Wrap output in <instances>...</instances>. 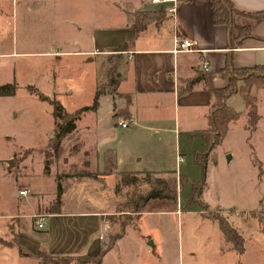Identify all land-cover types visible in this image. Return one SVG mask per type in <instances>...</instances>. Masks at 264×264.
Listing matches in <instances>:
<instances>
[{
	"label": "rangeland",
	"instance_id": "obj_1",
	"mask_svg": "<svg viewBox=\"0 0 264 264\" xmlns=\"http://www.w3.org/2000/svg\"><path fill=\"white\" fill-rule=\"evenodd\" d=\"M56 1L53 18L38 20L31 15L27 19V39L37 44L33 51L48 53L28 58L8 56L12 53L6 44L12 34L8 28L11 3L4 1L0 8V86H16L12 97H0V264H54L51 258L61 264L64 260L80 264L76 260L88 257L83 255L106 251L124 224V234L105 253L101 264H264V91H251L257 98L259 116L254 131L245 128L246 104L238 95L228 98L227 104L239 116L214 147L206 165L205 185L199 187L200 169L192 165L191 151L203 153L206 145L198 149L197 144H185L183 119L139 121L136 127L120 128L116 120L124 116L127 98L118 92L103 94L93 107L95 89L103 91L107 83L109 62L117 61L115 56L89 60L73 53L88 38V31L76 29H88L110 17L107 13L114 11L106 5L112 0ZM7 17L9 21L3 19ZM16 18L14 30L20 41L18 14ZM15 52L23 51L18 48ZM31 89L56 100L71 114L91 108L57 151L51 139V106ZM152 123L164 129L160 140L149 129ZM200 137L204 142L211 135ZM107 148L116 154L114 174L100 181L73 177L101 172L99 153ZM227 156H231L228 163ZM8 161L13 162L10 169ZM145 168L174 173L156 175L153 180L175 178L177 201H151L140 217L125 209L126 197L149 187L132 192L116 190V185L120 172ZM184 169L187 175L180 172ZM59 177L62 215L48 218L57 208ZM81 212L89 218H78ZM38 215L47 218L42 229L35 224ZM216 217L234 229L242 252L225 241ZM87 234H91L93 248L89 242L81 244ZM80 245L83 251L78 252Z\"/></svg>",
	"mask_w": 264,
	"mask_h": 264
},
{
	"label": "crops",
	"instance_id": "obj_2",
	"mask_svg": "<svg viewBox=\"0 0 264 264\" xmlns=\"http://www.w3.org/2000/svg\"><path fill=\"white\" fill-rule=\"evenodd\" d=\"M4 1L11 3V23H8L10 24L8 28L12 34L6 44L12 49V53L8 56L17 54L28 58L30 55L48 54L33 51L35 50L33 47L37 44L27 39L29 34L27 19L31 15L38 20L43 17L53 18L56 14L53 5L55 6L57 1L0 0V8L4 6L5 3H2ZM196 1L176 0L175 15L170 16L166 11L172 6L171 4L152 5L150 0H112L106 5L109 10L114 11L107 13L110 17H104L101 22L88 29H76L82 32L88 31V38L83 47L73 53L89 60L104 55L121 54L123 57V62L116 75L119 78L117 92L120 96H125L127 102L123 107L124 116L116 120V126L120 121L130 122L131 126L136 127L140 124L139 121L183 119L181 128L185 136V144H197L199 149L205 144L200 136L206 134L207 117L213 101L204 89L203 83L182 91L186 82L195 78L197 73L203 72L209 75L214 88L222 89L228 85L229 78L223 79L220 73L229 60L232 67L239 70L264 65V16L256 19L246 16L264 14V0H227L233 11H230V19L226 25L214 24L209 4ZM149 13L154 15V19L137 32L134 28V14ZM17 14L21 21L18 32L20 41L15 33ZM161 14H164L163 17L159 16ZM10 18L3 19L9 21ZM229 23L231 29L228 27ZM246 31L249 32L243 34ZM175 40L190 41L194 46V52L175 54L173 52L176 48ZM18 48L23 52L16 53L15 49ZM204 64H207V71L203 70ZM231 108L234 110L233 107ZM164 116L165 119H163ZM152 124L154 126L149 129L153 130L155 137L160 140L164 129L157 124ZM107 150L113 151L112 148H107L102 153L98 152L97 166L99 169L103 167V156ZM213 151L214 149L208 154L207 163ZM199 152L194 149L191 151L193 155ZM192 165L200 169L194 165V158ZM145 171L154 172L157 175H167L172 172L160 174L154 170L148 171L147 168L144 171L138 170V172ZM180 172L186 173V169ZM71 180L77 181L76 179ZM63 204L62 200L59 213L50 214L48 218L61 217ZM88 215L86 212H81L78 213V218H89ZM104 229H106L105 226ZM81 234L86 235L84 232ZM90 236L91 234H87V238L81 244L89 242ZM93 245L90 243L89 247L93 248ZM82 248L83 246L78 249V252L83 251ZM94 254L83 256L94 257L96 256Z\"/></svg>",
	"mask_w": 264,
	"mask_h": 264
},
{
	"label": "trees",
	"instance_id": "obj_3",
	"mask_svg": "<svg viewBox=\"0 0 264 264\" xmlns=\"http://www.w3.org/2000/svg\"><path fill=\"white\" fill-rule=\"evenodd\" d=\"M197 3H208L210 7L211 17L214 24H224L226 25L229 22L230 16L227 8L230 11H233L231 5L227 0H197ZM223 3H226L224 6ZM164 14L159 16L163 17ZM245 15V14H244ZM252 18H260L263 17L264 14H258L256 16L246 15ZM154 19L153 14H134L133 22L134 28L139 32L143 29L149 21ZM249 31L243 32L246 34ZM115 56L116 64L113 62H109V66L106 70V85L103 88V91L95 89V98L93 102V107L97 106L98 99L103 94L109 93L111 95L117 94V88L119 85V78L116 76L119 72L120 65L123 62V57L121 54L119 55H108ZM221 77L223 79L229 78V83L226 87L222 89L214 88L212 85L211 78L209 75L203 74V72L197 73V76L192 80L186 82L185 88L182 91H187L192 89L198 83H203L204 89L209 93L213 105L211 107L210 113L207 117L208 120V128L205 131L207 135H211L210 140L208 138H204V142L206 145L205 152L199 154H194V165L200 167V184L199 187L205 185V174L207 169V157L208 154L214 149V147L220 144L224 138L226 137V133L229 128V124L236 121L238 118V113L233 110L228 104H226L229 97L232 95H238L241 100L246 104L247 108V123L245 128L249 131H254L257 129L259 116H258V103L256 95L251 94L253 88L264 91V65H258L253 69L250 68H242V70L234 69L230 64V60L227 62V65L221 71ZM243 79V80H241ZM240 82V86L237 85ZM15 84H6L0 86V97H12L15 92ZM34 94L39 95L36 90L31 89ZM41 100H45L51 106L52 112L51 117L54 124L53 135H52V145L54 149L57 151L60 148L62 140L70 134H73L77 130V124L81 119V116L89 111V108H81L76 110L75 113L71 114L66 111L65 108L62 107L60 103L56 100L51 99L47 96L39 95ZM47 169V166L45 170ZM101 172L99 173H88L82 172L73 176L84 177V178H94L98 180H102L103 178L114 174L116 172V154L112 150H107L104 152L103 156V167L101 168ZM174 174L170 172L167 176ZM156 173L151 172H123L119 174V180L116 185V190H120L123 188L137 189L138 187L148 186L149 190L147 191H135L126 197V202L124 204L125 209L129 213L137 214L140 216V213L143 211L146 204L150 201L161 200V201H177L176 192H177V182L176 179L172 177L169 181H164L162 179L153 180V176H156ZM60 177L57 179V189H56V204L57 208L50 214H58L60 211L61 200L60 197L62 195V185L59 183ZM193 192L196 190V184H192ZM218 221V226L221 229V232L224 236L226 242L233 245V248L237 252H242L243 247L241 246V239L239 236L237 237L234 229L228 227L227 223L223 219H219L216 217ZM215 219V220H216ZM126 224L121 226L120 235L114 237L111 240L109 248L106 251H100L94 257H83L79 258L78 262L80 264H101V259L115 244V241L121 238L124 234ZM238 241V242H237ZM51 258V257H50ZM52 262L54 264H61L60 262L55 261L53 258ZM62 259V258H61ZM65 264H69L67 260L63 261Z\"/></svg>",
	"mask_w": 264,
	"mask_h": 264
},
{
	"label": "built area",
	"instance_id": "obj_4",
	"mask_svg": "<svg viewBox=\"0 0 264 264\" xmlns=\"http://www.w3.org/2000/svg\"><path fill=\"white\" fill-rule=\"evenodd\" d=\"M150 3L152 5H164V4H171L172 6L167 9V14L170 16L175 15V6H176V0H150ZM174 44L176 45V48L174 49V53H181V52H194L193 50V44L188 40H182V41H174ZM204 71H207V64H204ZM130 126V122L127 121H120L118 123V127L120 128H128ZM183 160L178 158V162H182ZM21 194H24L23 192ZM37 220L35 221L36 227L38 229H42L44 227L45 220L47 219L45 216L38 215Z\"/></svg>",
	"mask_w": 264,
	"mask_h": 264
},
{
	"label": "water",
	"instance_id": "obj_5",
	"mask_svg": "<svg viewBox=\"0 0 264 264\" xmlns=\"http://www.w3.org/2000/svg\"><path fill=\"white\" fill-rule=\"evenodd\" d=\"M224 4V6H226V3H223ZM226 8H227V6H226ZM227 11L229 12V14L231 15V12H230V10L227 8ZM229 29H231V27H230V23H229ZM230 159H231V156H227L226 157V162L228 163V162H230ZM8 167H9V169L10 168H12L13 167V162L12 161H8ZM152 245V244H151Z\"/></svg>",
	"mask_w": 264,
	"mask_h": 264
}]
</instances>
